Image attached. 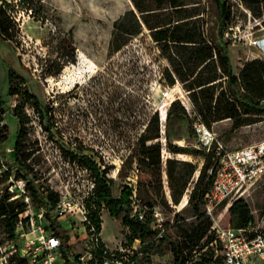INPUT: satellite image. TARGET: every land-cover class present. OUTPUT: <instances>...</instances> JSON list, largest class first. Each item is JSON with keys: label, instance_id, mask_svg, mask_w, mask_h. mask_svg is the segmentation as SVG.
<instances>
[{"label": "rangeland", "instance_id": "1", "mask_svg": "<svg viewBox=\"0 0 264 264\" xmlns=\"http://www.w3.org/2000/svg\"><path fill=\"white\" fill-rule=\"evenodd\" d=\"M184 2L189 9L200 12L209 34H217V9L213 0ZM230 2L233 3L232 16L224 29V38L228 40L233 72L238 74L247 60L264 58V16L255 18L240 1ZM8 4L13 39L6 41L0 35V95L6 105L12 108L21 98V95L9 94V73L14 69L26 79L20 88L29 89L44 103H49L52 113L62 121L66 130H54L55 136L73 149L85 146L88 148L85 152L92 154L102 167H109V176L114 179V195H119L125 187L132 188L133 213L146 214L154 227V212L161 213L165 227L163 236L157 233L144 242L132 241V231L122 223V217H112L107 208L101 206L103 242L110 249L133 245L137 264H173L171 249L181 240L180 227H189L196 221L197 208L203 212L200 193L195 200H190L205 162L203 155L188 153V150H202L194 130L198 113L184 84L177 81L170 86L164 79L163 71L169 64L148 28L144 27L120 51L109 54L113 24L125 11L135 8L133 0H8ZM255 41L260 43L255 44ZM19 81L17 79L16 83ZM226 86L224 83L223 88ZM174 100H180L188 115H173L167 121ZM155 111L160 113L162 121L163 173L162 187L143 189L142 196L152 198L153 207H149L145 200L137 197L138 165L134 154L142 131L139 122ZM27 112L34 118V130H30L25 144L30 153L28 161L36 172L30 175L33 184L40 190L71 195L76 201L89 200L87 194L93 182L90 172L63 155L39 125L37 114L29 105ZM4 123L8 125L9 138L0 148L1 193L9 183L3 179L5 170L16 169L13 148L18 131L17 118L9 111L4 115ZM210 128L216 136L215 163L226 150L264 140V115H255L251 123L238 128L230 118L215 122ZM169 144L186 151L174 153ZM169 158L179 161L175 165L178 178L189 175L190 163L196 166L178 204L172 199L167 174ZM210 173L211 169L208 176ZM180 180L175 179V188L180 186ZM207 181L208 177L203 185ZM90 200L93 203V199ZM247 201L250 208H263L264 178L252 188ZM229 207L222 204L215 212L214 222L230 225ZM60 220L68 225L67 217ZM0 231L6 237L3 228L0 227ZM64 231L73 250L85 253L90 249L79 210L73 212L71 227ZM208 250L198 247L187 264H196L197 258Z\"/></svg>", "mask_w": 264, "mask_h": 264}, {"label": "trees", "instance_id": "2", "mask_svg": "<svg viewBox=\"0 0 264 264\" xmlns=\"http://www.w3.org/2000/svg\"><path fill=\"white\" fill-rule=\"evenodd\" d=\"M248 8L255 18L264 16V0H238ZM216 5V19L218 22L217 34H209L204 18L200 12L189 9L184 0H133L134 7L125 11L113 24L109 54L120 51L146 27L150 30L152 39L158 44L162 56L168 61L169 67L163 71L167 84L174 85L181 81L189 91L193 106L201 120L211 127L213 123L232 119L234 127L238 128L253 121L255 115H264V58L257 57L247 60L238 74L233 72L229 55L228 40L224 38V29L232 16L230 0H213ZM8 0L0 2V35L6 41L13 39L12 20L8 14ZM264 23V20H263ZM20 79L19 84L16 83ZM26 82L25 77L16 70L9 73V94L21 95L20 101L11 107L6 105L5 99L0 95V148L9 138V128L4 123L6 111L12 113L18 121V131L13 148V158L16 169L8 167L3 174V179L10 176L23 178L27 181L28 189L33 203L39 207L54 205L59 197L57 193L40 190L33 184L31 174L36 175L30 159V153L25 144L34 130V118L27 112L29 105L37 114V122L48 133L63 155L71 161H76L85 167L92 175L94 194L89 197L86 205L89 210V219L101 230L99 209L105 206L112 217H122V223L132 231L131 240L141 239L144 242L158 233L152 220L144 214L133 213L134 190L125 187L119 195H114L112 186L114 179L109 176V167L99 164L96 158L85 151V146L75 149L59 140L54 130H66L62 121L59 122L52 113L49 103H44L29 89L22 90L20 85ZM226 83V88L223 84ZM173 115H188L187 109L180 100H174L167 114V121ZM138 122V121H137ZM140 134L137 137L134 159L137 162L138 188L137 197L145 200L149 207H153L152 198L142 196L143 189L149 186L162 187L163 158H162V121L158 111L139 122ZM174 153L185 152L186 149L169 144ZM190 154L203 155L204 164L199 178L192 191L190 200H195L198 193L202 199L203 212L196 209V221L189 227H180L181 240L172 246L173 264H187L189 257L198 247L209 249L201 254L196 264H222L221 256H216V251L211 243L217 240V235L212 226L214 216L204 212V199L213 182V173L208 176V171L214 168L219 157L215 159V149L188 150ZM179 161L169 158L167 160V174L172 188V199L175 204L180 199L188 185L191 175L196 170L192 163L187 177L178 178L175 165ZM185 163V162H180ZM0 157V169H1ZM208 181L203 185L204 180ZM175 179H181V184L175 188ZM2 180H0L1 182ZM7 190L0 196V227L8 239L16 235V223L24 215L26 204L22 201H9ZM93 199V203L90 200ZM165 199V198H164ZM167 204V201L164 200ZM92 206L97 208L93 209ZM92 208V210H91ZM231 224L222 228H239L249 224L253 217L247 200L238 199L228 209ZM58 234L65 240L68 234L63 230L61 223L54 220L51 224ZM202 259V261H200Z\"/></svg>", "mask_w": 264, "mask_h": 264}, {"label": "built area", "instance_id": "3", "mask_svg": "<svg viewBox=\"0 0 264 264\" xmlns=\"http://www.w3.org/2000/svg\"><path fill=\"white\" fill-rule=\"evenodd\" d=\"M258 43L260 41H255ZM194 130L200 148L206 151L214 148L215 133L200 116H197ZM211 173L214 177L204 199V212L214 216L222 204L229 207L238 199L247 200L252 188L264 178V140L226 150ZM8 181V200L24 202L26 210L16 223L14 238L3 237L0 231V264H137L133 245L110 249L103 242L101 230L89 219L87 201H76L71 195L62 194L54 205L37 207L25 179L12 175ZM94 186L92 182L88 198L94 194ZM2 194L0 192V196ZM75 210L83 215V226L91 245L85 253L73 250L69 239L65 240L51 225L57 220L63 230L68 229ZM154 215L155 227L163 236L165 227L161 213L155 210ZM251 215L253 220L243 227L222 228L218 222L212 226L217 240L211 246H214L216 256H221L222 264H264V206L262 209L251 208ZM139 216L143 218L144 215ZM61 217H67L68 225L61 222Z\"/></svg>", "mask_w": 264, "mask_h": 264}, {"label": "crops", "instance_id": "4", "mask_svg": "<svg viewBox=\"0 0 264 264\" xmlns=\"http://www.w3.org/2000/svg\"><path fill=\"white\" fill-rule=\"evenodd\" d=\"M264 41V35L262 36V42Z\"/></svg>", "mask_w": 264, "mask_h": 264}]
</instances>
